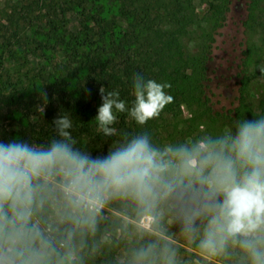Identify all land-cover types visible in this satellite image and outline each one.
Listing matches in <instances>:
<instances>
[{
    "label": "trees",
    "instance_id": "obj_1",
    "mask_svg": "<svg viewBox=\"0 0 264 264\" xmlns=\"http://www.w3.org/2000/svg\"><path fill=\"white\" fill-rule=\"evenodd\" d=\"M242 1L244 16L241 26L246 41L235 74L238 84L237 103L232 108L217 109V95L212 88L213 78L217 77L212 63L213 47L215 35L225 25L234 0L207 3L204 24L197 26L196 49L193 53L183 43L188 31L178 26L179 17L191 21L194 15L192 6L184 0H73L74 9H80L77 15L86 47L85 51L79 53L77 60L79 70L85 71L86 85L72 99L76 111L83 113L84 118L76 128V133L72 134L78 144L88 139L89 142L104 141L106 147L107 143L123 142L126 136L131 138L147 133L153 145L161 150L166 146L191 148L198 142L210 143L234 134L238 121L264 118V95L255 104L250 102L248 95L250 82L257 78L264 79V72L260 71L264 69L261 60V48L264 46V0ZM109 2L116 3V14L124 23L117 29L106 19L107 10L104 6ZM152 15L163 21L160 28L153 29L143 24ZM12 20L13 17L9 15V21ZM90 22L93 23L91 27L88 25ZM255 35L260 44L254 41ZM57 38L59 44L65 43L63 36L55 34L48 40ZM137 74L145 80L152 79L170 85L165 91L186 106L189 116L172 123L166 129L157 120L138 125L125 111L116 114V135L105 137L98 131L95 120L98 108L102 105L99 89L104 87L106 92L118 91L120 99L130 109L135 99L133 81ZM165 139H168V144H164ZM0 142L9 143L10 139L0 132ZM108 152L104 150L102 156ZM183 184L187 185L188 180L185 179ZM200 189L201 186L193 181L191 189L186 186L181 191L178 189L185 193L183 198L173 196L162 199L163 219L182 220L186 211L190 214L194 208L193 194ZM49 195L50 185L41 186L37 189L32 206V216L42 227H46L49 216L53 214ZM107 203L119 216L115 215L109 220L98 214L94 231H89L87 228L76 227L68 219L73 209L65 201L58 220L47 228L46 242L55 250L63 252L76 247V264H182L179 259L182 250L161 232L156 210L138 205L130 198L114 197ZM75 214L84 217L88 213L82 209ZM145 214L153 218L149 230L137 224ZM106 224L115 227L118 236L103 240L101 233ZM203 229L205 232L206 228ZM190 232L193 234V231ZM36 233V228L30 222L22 232L18 231L14 248L6 253L11 262L30 264L34 261V252L40 243L39 234ZM120 252L123 253L121 260L117 258ZM213 259L212 264H250L239 246L229 243Z\"/></svg>",
    "mask_w": 264,
    "mask_h": 264
},
{
    "label": "clouds",
    "instance_id": "obj_2",
    "mask_svg": "<svg viewBox=\"0 0 264 264\" xmlns=\"http://www.w3.org/2000/svg\"><path fill=\"white\" fill-rule=\"evenodd\" d=\"M168 87L137 74L130 109L118 91L106 92L101 87L102 105L95 117L98 131L105 137L116 135V114L125 111L138 125L157 118L172 101L165 91ZM52 123L59 138L47 147L0 142V227L19 226L17 231L22 232L31 220L37 189L56 176L61 177L59 187L73 209L68 219L89 231H94L96 216L114 197L151 207L162 199L183 198L185 193L178 189H191L195 181L206 198L204 211L211 213L199 247L217 255L231 240L250 264H264V118L238 121L234 134L191 148L166 146L161 150L147 133L126 136L106 155L97 157L74 148L76 142L69 131L73 123L67 114ZM82 209L87 216L75 214ZM197 215H185L189 231L195 230Z\"/></svg>",
    "mask_w": 264,
    "mask_h": 264
},
{
    "label": "rangeland",
    "instance_id": "obj_3",
    "mask_svg": "<svg viewBox=\"0 0 264 264\" xmlns=\"http://www.w3.org/2000/svg\"><path fill=\"white\" fill-rule=\"evenodd\" d=\"M72 1L0 0V132L5 134L10 142L34 143L47 147L52 139L59 138L52 123L55 118L63 114L70 117L73 123L71 135L84 120L83 113L76 111L77 107L72 101L74 95L86 85L85 71L79 70L77 61L79 53L86 49L77 15L80 9H74ZM184 1L192 6L194 15L191 21H184L179 17L178 26L188 31L183 43L186 49L193 53L196 49L197 26L204 24L207 3L217 0ZM104 8L107 10L106 19L111 22V26H115V29L123 26V21L116 14V3L109 2ZM9 15L13 17L12 22L9 21ZM243 16V1L234 0L225 25L215 35L212 63L217 77L213 78L212 88L217 95V109L232 108L237 103L238 84L235 74L246 41L241 26ZM92 24L90 22L89 27L93 26ZM143 24L154 29L160 28L163 21L160 17L152 15L143 21ZM53 34L63 36L65 43L59 44L58 38L48 40ZM256 36L253 39L260 44ZM261 56L264 62V46L261 48ZM248 95L250 102L255 104L264 95V79L252 80L248 86ZM171 97L172 101L164 107L160 115L150 120H157L158 124L166 129L172 123L189 116L186 106L176 97ZM163 134L167 136L166 133ZM72 137L76 142L74 145L76 150L93 157L102 156L104 150L108 151L120 143H107L104 147V141L89 142L88 139H83L81 144H78L77 138L73 135ZM164 144H168V139L164 140ZM61 182V177L56 176L49 183V202L53 214L49 216L46 227H42L33 216L29 221L40 237V243L34 252V261L30 264H76V247H70L63 252L55 250L46 242L47 228L58 220L66 201L59 187ZM179 190L181 191L182 187ZM193 195L194 208L190 214L199 213L196 216L198 219L194 220L193 234L185 225V215L188 211L184 213L182 220L165 221L161 200L151 208L159 215L161 232L181 248L179 259L182 264H212L215 255L199 247L203 238V228L207 229L210 220V213L204 211L206 198L201 189L196 190ZM107 202L99 215L111 220L113 216H119V213ZM152 221V216L145 214L137 224L140 228L149 230ZM17 228L18 226L14 228L11 225L0 227V264H15L8 259L6 253L16 244ZM118 234L115 227L106 224L101 238L109 240L111 236ZM227 243L236 245L231 240ZM122 257L123 253H118L117 258L121 260Z\"/></svg>",
    "mask_w": 264,
    "mask_h": 264
}]
</instances>
